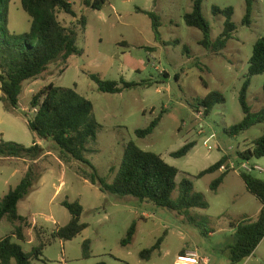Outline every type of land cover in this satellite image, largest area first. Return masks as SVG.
I'll return each instance as SVG.
<instances>
[{
  "label": "rangeland",
  "instance_id": "rangeland-1",
  "mask_svg": "<svg viewBox=\"0 0 264 264\" xmlns=\"http://www.w3.org/2000/svg\"><path fill=\"white\" fill-rule=\"evenodd\" d=\"M68 1L75 17L62 10H56V17L62 26L77 29L81 54L71 56L66 64L55 60L36 79L25 82L16 109L5 111L0 102V139L32 146L34 138L27 128V121L34 115L32 96L48 84L74 89L91 102L101 126L96 145L91 147L97 152L86 155L100 177L112 182L128 143L133 142L176 168L177 184L183 177L190 178L194 192L202 195L208 208L179 215L132 197L103 194L81 178L82 172H90L86 165L60 161L49 142L38 141L44 152L35 162L0 157V199L20 182L30 166L37 178L17 208L18 215L26 219V241L12 238L11 242L28 255L43 245L41 255L31 257V264H174L182 250L195 252L207 259V264H229V246L234 240L229 223L243 218L254 220L261 206L238 175L243 172L241 165L248 164L261 168L262 172L251 173L264 180V158L242 161L238 153L251 149L254 141L264 136V123L233 137L225 129L243 118L239 93L253 45L264 37V0H253L248 26L242 25L244 0H203L201 14L210 26L212 40L223 29V18L213 16L212 7L233 9L237 30L217 54L203 49L199 45L201 32L183 21L194 0H107L100 11L85 7L83 0ZM138 11L153 12L159 18L156 32L150 19ZM82 18L85 28L79 24ZM8 26L16 34L29 31L30 19L20 0L10 1ZM90 75L118 83L123 79L139 86L117 94L101 93ZM210 92L219 93L224 102L204 116L203 109L196 106L197 99ZM246 102L252 113L264 108V75L251 78ZM158 116L161 119L152 134L144 138L135 135ZM188 143L195 146L186 156H170ZM223 157L229 173L214 193L210 184L224 170L200 179L196 176ZM176 196L177 192L173 194ZM64 200L77 201L83 208L80 223L88 224L70 241L52 239V233L70 219L61 205ZM132 222H136V233L132 242L122 247L120 241ZM14 226L3 217L0 240L10 236ZM160 237V250L149 260L140 259L139 253ZM85 240L90 241L88 259L82 257ZM239 264H264V239Z\"/></svg>",
  "mask_w": 264,
  "mask_h": 264
},
{
  "label": "trees",
  "instance_id": "trees-1",
  "mask_svg": "<svg viewBox=\"0 0 264 264\" xmlns=\"http://www.w3.org/2000/svg\"><path fill=\"white\" fill-rule=\"evenodd\" d=\"M10 1L0 0V102L3 103L5 111L17 108L25 82L36 79L53 61L60 60L66 64L71 56L81 54L77 46V29L62 26L56 17V10H62L65 14L75 17L68 0H20L22 10L30 19L29 31L23 34H16L9 29ZM106 1L83 0V4L91 10L100 11ZM202 2L203 0H194L191 12L185 13L182 18L187 27L201 32L199 45L217 54L233 39V34L237 30L232 21L233 9L212 7L213 16L223 18L221 33L212 40L210 26L201 14ZM244 2L245 15L242 25L248 26L252 17L253 0H244ZM138 12L150 19L152 30L156 32L160 27L159 18L153 12ZM79 24L85 28L83 18L79 20ZM258 75H264V37L259 38L253 45L248 61V72L239 93L243 118L238 124L225 129L229 136H237L264 123V108L252 113L246 102V92L251 78ZM89 77L96 84L97 90L106 94H117L139 86L133 82H125L123 79H120L118 83L103 81L95 75ZM223 102L224 99L219 93L210 92L204 98L197 99L196 106L202 108L206 116L213 111L215 105ZM30 108L34 115L27 121V128L34 138L32 146L27 148L0 139V157L28 159L35 162L44 152L37 142H49L52 149L58 152L60 161L73 160L86 165L90 172H82L81 178L91 185H96L103 194L132 197L139 202L151 203L179 215L193 209L208 208L202 195L194 192L190 178L183 177L177 184L175 179L179 171L176 168L165 163L159 155L139 149L133 142L128 143L112 182L108 183L105 178L100 177L86 155L97 152L91 147L96 145L97 132L101 126L94 116L91 102L74 89L48 84L32 96ZM160 119V116L156 117L145 129L136 130L135 135L138 138L149 136L157 127ZM194 146L195 143L185 144L170 156L184 157ZM238 156L242 161L264 158V136L255 140L251 149L238 153ZM225 162L226 159L221 158L215 164L199 172L196 178L200 179L207 174L221 171L223 168L224 171H221L220 175L210 184V190L215 193L229 173ZM238 176L246 191L259 201L261 209L254 220L243 218L229 223L230 228L234 230V240L229 246V264H239L249 258L264 239V180L256 178L252 173L239 172ZM36 181L37 178L30 166L20 182L0 199V221L5 217L9 223L15 224L11 235L0 240V264H31V257L37 258L41 255L43 245L32 249L28 255L19 245L11 242L12 238L22 243L26 241L23 233L26 219L18 215L17 208L19 202L29 194ZM175 192L177 196L174 198ZM61 205L68 211L70 219L65 226L59 227L52 233V239L70 241L84 231L88 224L80 223L83 208L77 201L69 203L64 200ZM16 223L20 224L16 225ZM135 233L136 222H132L125 238L120 241V245L128 246ZM161 243L162 238L160 237L153 246L142 250L139 258L149 260L155 252L160 250ZM89 247L90 241H83L82 257L84 259L90 257ZM122 264L129 263L122 262Z\"/></svg>",
  "mask_w": 264,
  "mask_h": 264
},
{
  "label": "built area",
  "instance_id": "built-area-1",
  "mask_svg": "<svg viewBox=\"0 0 264 264\" xmlns=\"http://www.w3.org/2000/svg\"><path fill=\"white\" fill-rule=\"evenodd\" d=\"M233 169V166H230ZM241 168L245 173H251L253 171L262 172V169L256 166H250L248 164H242ZM223 170V168H221ZM207 260L205 258L200 257L195 252H188V253H180L175 260L174 264H207Z\"/></svg>",
  "mask_w": 264,
  "mask_h": 264
},
{
  "label": "crops",
  "instance_id": "crops-1",
  "mask_svg": "<svg viewBox=\"0 0 264 264\" xmlns=\"http://www.w3.org/2000/svg\"><path fill=\"white\" fill-rule=\"evenodd\" d=\"M25 172V171H24ZM260 209H261V206H260ZM260 209H259V211H260ZM259 213V212H258ZM183 251V253H188V252H192V251H188V250H182ZM248 259V258H247ZM246 259V260H247ZM207 260V259H206ZM208 261V260H207ZM208 263V262H207Z\"/></svg>",
  "mask_w": 264,
  "mask_h": 264
}]
</instances>
